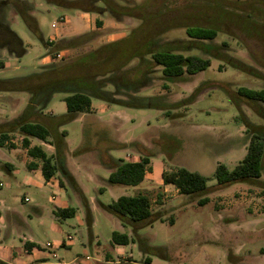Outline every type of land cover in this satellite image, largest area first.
Here are the masks:
<instances>
[{
    "label": "rangeland",
    "instance_id": "rangeland-1",
    "mask_svg": "<svg viewBox=\"0 0 264 264\" xmlns=\"http://www.w3.org/2000/svg\"><path fill=\"white\" fill-rule=\"evenodd\" d=\"M27 1L33 4L32 15L36 18L40 36L32 32L12 8L9 9V27L21 39L25 52L19 57L6 51L0 52V79L28 76L53 62L63 64L103 43L127 35L140 23L138 18L128 16L116 20L107 11L84 14L81 10L51 5L44 0ZM78 1L86 7L93 5L90 0ZM144 1L127 0L125 4ZM183 1L150 0L148 11L155 15L165 10V16H176L184 23L217 28V37L206 42L219 45L220 53L251 67L252 71L264 74L263 0H208L212 2L209 3L211 6L196 8L179 6ZM198 3L206 4L203 0H198ZM95 4L102 5L100 1ZM96 19L102 22L99 29ZM88 31H95L98 36L77 48L50 53L54 47L50 40L53 43L67 40ZM186 38L185 28L176 27L153 41L157 48H161ZM223 41L227 46L221 44ZM182 52L186 54L190 50ZM197 52L209 57L203 51ZM146 60L143 57L134 58L125 68L123 77L144 82V86L133 92L135 97L146 103H162L164 108H157L156 105L126 107L91 97L96 108L94 115L102 122L113 120L115 123V126L109 123V126L101 123L92 125L96 131L99 129L103 133L102 138L113 134L115 139L133 138L149 147L148 153L153 154V175H149L144 182L145 188L141 184L106 187L104 182L94 177L107 178L108 171L91 154L84 157L85 170L80 178L86 186L87 201L93 202L90 206L94 224L90 233L84 218V207L71 184L60 173L56 178L58 182L62 181L64 187L60 188L57 182L47 184L40 173L26 168L29 156L21 146V136L15 131L11 134L12 146L0 148V164L4 161L13 163L10 171L0 168V252L13 246L22 247V240L32 238L46 251L54 252L56 257L49 258L48 263L31 264H58L61 260L78 264L85 260V256L90 257L86 261L97 264L94 259L103 251H109L115 259L121 251L133 260H140L146 254L152 258V264H264L263 197L259 186L264 185V173L260 184L239 182L226 187L218 186L212 177L217 163L232 168L246 152L248 134L237 116L241 113L254 124H264V119L251 109L250 102L236 92L240 86L264 87L263 80L234 68L226 59L211 58V64L205 70L166 81L160 67ZM116 74L121 76V71ZM104 89L113 91L114 87L107 84ZM63 95L53 93L43 112L64 113ZM115 96L121 97L118 94ZM28 99L27 92L0 91V123L18 117ZM166 109H169V114H166ZM41 120L53 126L54 119ZM82 127L83 116L59 126V130L67 131L65 139L69 151L82 144ZM95 141L91 138L85 143L95 144ZM38 143H41L39 139L31 140L32 145ZM45 148L53 150L48 144ZM139 150L147 153L140 146ZM109 154L126 156V159L139 157L138 152L132 151L124 155L121 149H110ZM175 166H184L210 177L208 189L203 194H179L174 188L162 192L161 184L157 183L161 181V173ZM100 186L106 189L100 192ZM141 192L148 193L152 199V210H162L165 220L141 228L139 236L132 233L130 226L122 225L116 216L108 215L98 206V202L107 204L117 196ZM161 192L162 205L156 200ZM51 196L55 198L54 202ZM200 197H207L208 202L199 205L197 200ZM66 201L76 210L74 216L64 220L54 218L52 209ZM34 207H40L41 213L34 212ZM170 216L173 217V224L169 223ZM113 230L126 232L132 238L131 242L113 249ZM63 240L70 246L61 245ZM46 242L53 243L54 248L45 247ZM145 249L147 252L144 253Z\"/></svg>",
    "mask_w": 264,
    "mask_h": 264
},
{
    "label": "trees",
    "instance_id": "trees-1",
    "mask_svg": "<svg viewBox=\"0 0 264 264\" xmlns=\"http://www.w3.org/2000/svg\"><path fill=\"white\" fill-rule=\"evenodd\" d=\"M44 1L51 5L75 8L83 12L107 11L116 20H122L125 16L140 20L139 25L132 28L127 35L103 43L75 59L63 64L53 62L44 65L39 72L28 76L0 79V91L27 92L29 94L28 102L20 115L11 121L0 123V147L12 146L11 134L16 131L21 136V146L26 149L28 156L39 160V167L44 180L48 181L60 173L76 190L83 204L85 222L90 231L92 213L87 199L67 168V141L65 139L67 131L64 129L59 130V126L76 119L78 116H83V142L71 151V157L80 158L91 154L100 166L109 170L108 177L101 179L108 187L139 185L143 181L145 173L150 172L152 169L151 157L153 154L148 153L147 149L149 147H146L137 139L129 142H119L113 134L102 138L103 133L99 129L96 131L94 126L92 127L96 123L109 125L104 121H100L94 115L91 97L126 107L156 105L157 108H164L162 103L157 102V104L150 101L146 103L133 95V92L144 86V82L140 79L133 80L123 77L125 68L134 58H147L146 61L159 66L160 72L166 81H172L186 75H194L205 70L210 66L211 58L226 59L234 68L249 73L263 80V82L264 74L252 71L251 67H247L223 52L220 53L219 45L206 42V40L212 41L217 37L219 32L217 28L184 23L176 16H165V10L160 14L151 15L147 6L150 0L134 4H125L127 0H90L93 5L89 7L84 6L78 0ZM98 1L101 2V6L95 4ZM203 1L206 4H199L198 0H184L182 5L179 6L196 8L212 5L209 4L212 2L208 0ZM10 8L22 18L32 32L38 36L40 34L36 18L32 15L33 4L31 2L27 0H0V52L6 51L9 55L19 57L25 52V49L21 39L9 27ZM246 17H248V14H246ZM95 23L97 28L102 25V22L98 19ZM176 27H184L188 38L175 44L168 43L166 47L157 48L153 39ZM97 36V32L88 31L67 40H59L54 43L50 40V43L54 44L50 53L55 52V54H58L57 52L60 50L77 48ZM221 44L227 46L225 41ZM182 50H190V52L185 54ZM198 50L208 54L209 57L199 54ZM118 71H121V76L116 74ZM105 75L106 77H99ZM144 78L143 80H145ZM107 84L112 85L114 90L104 89ZM55 92L64 94L61 99L65 103L66 111L61 114L44 113L43 109L47 107ZM236 92L250 102L251 109L264 119V87L254 89L240 86ZM116 94L121 95V97H116ZM155 98L160 97L156 96ZM234 101L239 111H241L235 99ZM168 110L166 109V114H169L170 111ZM237 117L242 121L245 132L248 134L246 152L232 168L224 163L216 164L212 177L216 180V184L221 187L239 182L260 184V178L264 173V124H254L242 117L241 113ZM43 118L54 119L53 126L49 122L42 121ZM90 124L91 127H88ZM91 138L97 140V142L95 141V144L85 143ZM31 139H39L52 145L54 152L49 154L41 144L31 145ZM139 146L146 150L148 154L140 151ZM110 149H129L138 152L139 158L133 161L122 157H114L109 154ZM35 166L37 164L34 162L27 165L29 169L35 168ZM0 168L10 171L13 165L4 162L0 165ZM161 179L163 184L173 185L179 194H203L208 189V181L211 178L196 170H190L184 166H175L170 170L162 171ZM59 184L63 186L61 180H59ZM259 186L263 197L261 208L264 213V185ZM103 189L104 187H101L100 192ZM156 200L158 204H163L162 194L158 193ZM207 202V197H200L197 200L199 205H204ZM98 203L103 210L116 216L122 225L130 226L132 233L136 236H139L138 231L141 228L152 225L155 221L165 220L162 210H152V200L146 193L123 194L110 203ZM54 214L58 220H63L69 216H74L75 209L73 207L57 208ZM169 223L173 224L172 216L169 218ZM131 240L132 238L125 232L117 230L111 232L112 244L127 245ZM23 248L25 251H29L32 248H39V246L25 241ZM145 252H147L146 249ZM151 260L150 256L144 254L140 260H134L132 264H151ZM0 264L5 263L0 260Z\"/></svg>",
    "mask_w": 264,
    "mask_h": 264
},
{
    "label": "crops",
    "instance_id": "crops-1",
    "mask_svg": "<svg viewBox=\"0 0 264 264\" xmlns=\"http://www.w3.org/2000/svg\"><path fill=\"white\" fill-rule=\"evenodd\" d=\"M83 12V11H82ZM84 14L86 13H89V12H83ZM100 20V19H98ZM99 29V28H98ZM47 58V57H46ZM46 58H44V60H46ZM45 62V61H44ZM93 110H95V106H93ZM51 114H55V113H52V112H49ZM107 123L111 124V125H114L115 123L113 122V120H109ZM115 126V125H114ZM32 140V139H31ZM134 140L133 138H130V139H121V138H117V141L119 142H129V141H132ZM41 143H38V144H41L43 145V147L45 148V144H48V143H44L42 141H40ZM32 145V144H31ZM50 145V144H48ZM52 146V145H50ZM67 147H68V143H67ZM1 148V147H0ZM53 148V146H52ZM26 150V149H25ZM45 150L51 154L54 152V148L52 151L50 150H47L45 148ZM122 151H124V155H126L128 152H130L129 149H121ZM72 151V150H71ZM71 151H69L67 149V152L69 153L67 155V152H66V165H67V168L68 170L70 171V173L72 174V176L74 177L75 179V182L78 186V188L81 190L82 194L85 196L86 198V186L83 184L82 180L80 177H82V171L85 170L84 168V157H80V158H73L71 157ZM133 152V151H132ZM133 156V155H132ZM122 158H125L126 159V156H123ZM139 158V157H138ZM137 159H131L133 161H136L138 160ZM4 162H7V161H4ZM3 162V163H4ZM36 163L37 166H35V168H32V169H29L27 167L28 164L30 163ZM11 164V163H10ZM26 168H28L29 170L31 171H36L38 173L41 174V171H40V162L39 160L37 159H33L31 157L28 158V160L26 161ZM1 165V164H0ZM13 165V163H12ZM151 171L150 172H146L145 173V176H144V179L143 181L140 183L142 185V188L144 189L145 187H143V184L144 182L147 180L148 176L149 175H153V165H152V162H151ZM106 169V168H105ZM109 173V170L106 169ZM89 173V172H87ZM42 176V175H41ZM43 177V176H42ZM95 179H97L98 181H101L102 178H100L99 176H95L94 177ZM44 179V178H43ZM87 181H89V178L87 177L86 178ZM45 182L48 184V183H51V184H55L56 182L58 183L59 187L62 188L64 187V184L63 186H61L56 178L55 177H52L50 178L48 181L45 180ZM158 184H161V190L162 192H166L168 188H174V191L175 192H178L177 189L171 185V184H163L162 182V179L161 181L158 180L157 182ZM139 184V185H140ZM101 187H104L103 190L101 191H104L106 189V187L108 186H100L99 189ZM148 187V186H147ZM74 191V193L76 194V197L77 199L79 200V202L82 204L81 202V199L80 197L77 195L78 193L76 192V190L71 187ZM108 188H111V187H108ZM142 189V190H143ZM100 191V190H99ZM145 191V190H143ZM147 192V191H146ZM160 193L162 194V197H163V193ZM148 194V193H147ZM179 195V194H178ZM118 197V196H117ZM116 197V198H117ZM115 198V199H116ZM152 200V199H151ZM51 201L54 202L55 201V198L53 196H51ZM163 202V201H162ZM164 203V202H163ZM88 204H89V207H90V210H91V206L93 204V202L91 200H88ZM83 205V204H82ZM162 205V204H161ZM99 206V205H98ZM64 207H71L67 204V201L66 202H63L61 204H56L55 208L52 209V215L54 216V218L58 219L55 214H54V211L57 209V208H64ZM100 207V206H99ZM101 208V207H100ZM102 209V208H101ZM103 210V209H102ZM104 212L108 213V215H111V213L103 210ZM34 212H39L41 213V209L40 207H34ZM75 213H76V210H75ZM92 213V211H91ZM84 218H85V214H84ZM64 220V219H63ZM93 224H94V218L92 216V225H91V229H90V233H92V227H93ZM119 232H122V231H119ZM126 233V232H125ZM129 235V234H128ZM130 236V235H129ZM25 241H29V242H32V243H35L39 246V248H32L31 250L29 251H25V249L23 248V243ZM64 247H69L70 246V243H67V242H64L62 244ZM21 246L22 247H16V246H13V247H10V250H6L4 249L3 251L0 252V260L3 261L5 264H31V263H48L49 261V258H51V254L50 252L46 251L45 248H43L38 242H36L34 239L30 238V239H26V240H22L21 242ZM115 246H123V245H118V244H112V248L115 249L116 247ZM119 254L117 255L116 259L114 257L111 256L110 252L109 251H103V254L99 255L98 258H95L94 261L97 263V264H132L134 263V260L132 258H129L131 256H125V252H118ZM26 256V257H25ZM143 257V256H142ZM141 257V258H142ZM86 260H90V257L87 258V256H85V260L84 261H79L78 264H91L89 263L88 261ZM53 262V261H52ZM58 264H70V262H64L63 260H61V262L59 261ZM151 264H152V260H151Z\"/></svg>",
    "mask_w": 264,
    "mask_h": 264
},
{
    "label": "built area",
    "instance_id": "built-area-1",
    "mask_svg": "<svg viewBox=\"0 0 264 264\" xmlns=\"http://www.w3.org/2000/svg\"><path fill=\"white\" fill-rule=\"evenodd\" d=\"M24 200H27L26 198H24ZM68 239H70V237L68 236ZM65 241L63 240L62 241V243H61V245L64 243ZM45 247H50V248H54V245H53V243H50V242H46V244H45ZM51 254V257H53V258H55L56 257V254L54 253V252H52V253H50ZM87 258H89L88 256H87Z\"/></svg>",
    "mask_w": 264,
    "mask_h": 264
}]
</instances>
